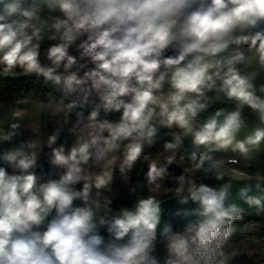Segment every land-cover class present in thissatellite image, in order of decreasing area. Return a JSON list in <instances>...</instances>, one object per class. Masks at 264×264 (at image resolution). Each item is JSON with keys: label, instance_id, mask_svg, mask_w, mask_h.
I'll list each match as a JSON object with an SVG mask.
<instances>
[{"label": "clouds", "instance_id": "1", "mask_svg": "<svg viewBox=\"0 0 264 264\" xmlns=\"http://www.w3.org/2000/svg\"><path fill=\"white\" fill-rule=\"evenodd\" d=\"M262 72L264 0H0V76L42 79L60 94L64 123L76 115L69 148L54 147L63 126L48 135L47 170L31 140L0 151V264H159L162 201L148 195L113 211L105 193L117 163L127 179L167 129L173 154L148 165L149 185L159 188L186 139L192 170L207 164L223 179L215 153L264 149ZM219 102L233 107L203 115ZM245 109L258 124L240 138ZM13 116L0 142L20 134ZM177 179V203L195 208L174 215L196 222L182 233L164 224V264H228L223 246L243 215L236 201L264 210V177L235 194L232 180L185 188Z\"/></svg>", "mask_w": 264, "mask_h": 264}, {"label": "trees", "instance_id": "2", "mask_svg": "<svg viewBox=\"0 0 264 264\" xmlns=\"http://www.w3.org/2000/svg\"><path fill=\"white\" fill-rule=\"evenodd\" d=\"M52 43L51 41L45 40L42 44V48L48 47V45ZM73 54H76L75 49L70 50ZM42 61L47 63L44 59L43 55L41 56ZM19 74V73H17ZM25 102H38L43 103L50 106H60L63 105L60 102V99L57 93L51 92L50 87L45 86L43 80L40 79H31L25 81H5L0 79V104H10L17 110H23V107L20 105ZM101 117L104 118V114H101ZM106 118L110 120L118 119L117 115H109ZM65 120V117H64ZM76 121L75 112L70 115L69 122L67 124L63 123V132L64 134L60 136L57 141V144L54 147H58L63 144L66 148L71 146V143L67 137L70 129ZM28 129H33L34 126L29 123L27 126ZM41 131H45L47 129V124L42 122ZM167 140L164 138L158 139L157 143L151 147H146L143 155L140 160L136 162L133 169L127 173V179L122 177L119 172L118 163L117 167L114 171V178L112 183V191L118 193H128L130 192V187L133 183H146L149 187V194L154 195L157 199L162 200L164 198L176 195V189L179 186L178 177L180 175L185 176L186 183L184 185L187 188V181L193 180L196 183H205L210 186L217 185L221 183V181L215 178L206 170H192V162L189 160L188 156L180 149L175 153V158L184 159L189 163V167L186 169H182L175 164H171L169 166V175L163 180L158 181L159 188H156L155 185H149L146 179L147 167L152 161H156L158 164H163L166 161V158L173 153L164 150V143ZM51 149L48 146H44L42 149V166L44 170L49 168V154ZM93 170H99L98 168H94ZM155 189V190H153ZM105 195L112 198L111 209L117 211L120 207H131L134 201L141 197H147L148 195H139L135 196L132 201H126L122 199L115 198L111 192L105 193ZM264 212L261 213H252L247 214L243 213L242 218L233 221L232 227L237 231L243 225L251 223L253 221L261 220L262 225L260 229V234L264 235ZM261 216V218H259ZM234 231V232H235Z\"/></svg>", "mask_w": 264, "mask_h": 264}, {"label": "crops", "instance_id": "3", "mask_svg": "<svg viewBox=\"0 0 264 264\" xmlns=\"http://www.w3.org/2000/svg\"><path fill=\"white\" fill-rule=\"evenodd\" d=\"M20 105L23 107V110L16 112H19L20 115H24L23 117L25 118V122L22 124V127L19 130V141L31 140L38 145L36 149L39 155L38 163L42 165V149L44 146H47L46 141L48 135L55 128L63 126L65 117L64 109L63 107L55 106L59 109L58 111H60L59 115L62 118V121L54 122L52 120L49 121L48 119H45L43 117L32 118L28 115L27 107L25 106V104L22 103ZM53 118L59 117L56 116ZM42 122H45L47 124V129L45 131H41L40 125ZM29 123L34 126L32 130L28 129L27 127ZM63 134L64 132L62 130L61 135ZM67 137L72 144L75 137L72 135V133H68ZM186 140L190 142V139ZM173 164L175 163L173 162ZM110 192L115 198L132 201L135 196L148 195L149 187L146 183H133L130 187V192L118 193L112 191L111 185ZM259 218H261V216H259ZM261 225V220L253 221L251 223L243 225L241 228L234 232L233 236L223 246V251L228 257V264H264V235L260 234ZM184 230H179L173 233H182ZM165 244L166 240L164 237L156 240L155 242V250L153 252V255L157 258L159 264H164V261L168 255Z\"/></svg>", "mask_w": 264, "mask_h": 264}, {"label": "rangeland", "instance_id": "4", "mask_svg": "<svg viewBox=\"0 0 264 264\" xmlns=\"http://www.w3.org/2000/svg\"><path fill=\"white\" fill-rule=\"evenodd\" d=\"M256 83L257 85L264 83V72H262L261 75L257 78ZM23 104H25V106L27 107L28 115L32 118L43 117L45 119H48L49 121L50 120L54 122L62 121L61 120L62 118L59 115L60 111H58L59 109L55 106H50L38 102H25ZM232 107L233 106L231 104H225L223 102H219L213 105V107L210 108L209 111L203 115L206 117L208 114H210L217 108L231 109ZM16 111H20V110L15 109L10 104H0V127H3L5 131H8V125L11 122L15 121L16 118L13 116V113H15ZM23 116L24 115H20L19 117L21 127L22 124L25 122V118ZM56 116H58L59 118H53ZM244 117L248 127L242 130V132L240 133V138H242L251 127L258 124V120L255 119V117L250 112V110L245 109ZM19 135H17L11 143L0 142V151H3L4 149L12 147L15 144H17L20 139ZM214 156L216 159H218L219 163L223 165H226L225 163L228 159H236L241 165L240 167L237 168L236 171L242 172L248 176L264 177V149L254 152L248 158L241 157L238 153H232L230 151L215 153ZM174 163L182 169H186L189 167V163L184 159L175 158Z\"/></svg>", "mask_w": 264, "mask_h": 264}, {"label": "water", "instance_id": "5", "mask_svg": "<svg viewBox=\"0 0 264 264\" xmlns=\"http://www.w3.org/2000/svg\"><path fill=\"white\" fill-rule=\"evenodd\" d=\"M0 79L5 80V81L19 82V81L39 79V78H37L33 75H23V74L19 73V74H16L14 76H10V77L0 76ZM40 80H42V79H40ZM57 95L60 99V94L57 93ZM64 103H67V100H65ZM88 111H90V109H85V114H87ZM101 114H104L103 111L101 112ZM112 115L118 116L119 114L113 113ZM167 132H168L167 129H161V137L166 139L167 141H170L171 136L165 135V133H167ZM181 150L189 157V154L192 151L191 144L187 140H185L184 146ZM203 169L206 170L207 172H209L215 178L219 179L217 177V170L209 169L207 164H205ZM222 169L232 171L234 174L233 175L228 174L227 172H224ZM218 171L223 176V179H219L221 181V183L214 185V186L218 187L219 185L223 184L224 182H226L228 180H232L231 191L233 194H235L237 189L241 188L246 181L254 183L256 178H257L254 176L245 175L242 172L236 171L233 168H230L227 165H223L220 163H219ZM234 178H238V179H234ZM233 198H235V196H233ZM160 201H162L163 215H162L161 225L157 230V240L163 237L160 233H161V230H162L165 223H171L172 231L176 232L179 230H184L189 223H195L196 222L195 216H191L187 219H184V218L176 217L174 215L176 209H178V208H181V207L188 208V209L195 208V205L192 204L191 202L187 205H180L177 203L176 195L164 198ZM236 203L243 209V213L252 214V213L264 212V210H258L256 207H250L246 203H243L242 201H239V200H237Z\"/></svg>", "mask_w": 264, "mask_h": 264}, {"label": "built area", "instance_id": "6", "mask_svg": "<svg viewBox=\"0 0 264 264\" xmlns=\"http://www.w3.org/2000/svg\"><path fill=\"white\" fill-rule=\"evenodd\" d=\"M225 164L227 166L232 167L234 170H237V168L241 166L236 159H228ZM246 166H248V165H246Z\"/></svg>", "mask_w": 264, "mask_h": 264}, {"label": "bare ground", "instance_id": "7", "mask_svg": "<svg viewBox=\"0 0 264 264\" xmlns=\"http://www.w3.org/2000/svg\"><path fill=\"white\" fill-rule=\"evenodd\" d=\"M224 172H227L228 174H231L233 175L234 173L232 171H228V170H225V169H222Z\"/></svg>", "mask_w": 264, "mask_h": 264}]
</instances>
